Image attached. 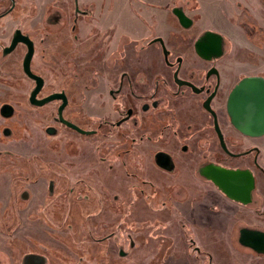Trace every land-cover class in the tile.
I'll list each match as a JSON object with an SVG mask.
<instances>
[{"label":"flooded vegetation","instance_id":"1","mask_svg":"<svg viewBox=\"0 0 264 264\" xmlns=\"http://www.w3.org/2000/svg\"><path fill=\"white\" fill-rule=\"evenodd\" d=\"M16 1L0 0V18L16 9ZM26 3L32 14L38 12V4L33 3V0H27ZM47 3L42 19L46 17L47 23L57 25L58 28L44 24L40 30L42 37L39 39L35 38L34 33L20 29L29 35L34 44L30 67L37 50V42L44 46L43 51L48 52V56L52 54V50L48 48L56 44H49L46 38L48 35L55 41L59 38L60 46L56 50L67 52L66 63L75 58L74 63L78 61L89 69L92 91L88 95L90 104L94 106L86 109L81 104L86 93L68 94L64 90L41 92L44 83L41 90L36 93L37 98H42L63 91L66 104L62 109V117L80 129L88 131L83 133L59 121L57 110L62 100L53 99L41 105L56 102L50 115L51 123L45 125L43 129L45 136L60 137L63 140V151L67 142L66 136L70 132L75 133L78 138L86 136L91 139L89 142L94 157H84L80 162V158L75 160L76 156L73 157V161H68L67 157L61 155L62 162L59 163V168L68 167L79 174L76 180L78 186L76 195L89 196L101 192L106 207L115 204L111 197L118 199L117 195H121L122 190L126 194L138 197L160 196L161 205L153 210L171 211L172 219H163L159 214L157 216V213L152 215L150 211L146 213L149 215L145 218L140 214L130 217L128 210L125 219L115 221V224L101 219L92 220L89 235L77 240L78 248H74L65 242L66 236L54 235L52 230L57 225L53 226L38 217L40 220L38 224L41 226H37L34 233L28 230L27 250L21 253V264H145L143 249L149 239L145 241V237H137L138 233L142 235L146 232L145 224L147 227H153V230L159 229L163 234L162 228L184 227L176 216L179 214L184 218L195 217L196 227L201 228L207 223L203 215H200V211L208 206L205 203L207 197L215 208L217 206L213 204L214 201L224 204L225 199L240 206H250L254 210L264 207V192H259V181L264 180V134L259 136L243 134L231 123L226 110L227 96L240 78L247 75L264 77V0H224L220 6L218 5L221 15H227L228 25L234 26L232 35L215 29L213 24H206L204 19L206 12L203 16L200 0H127L128 7L126 5V12L123 11L122 14L133 13L144 22L147 33L133 27L131 30L133 32L125 28L116 35L113 34V28L106 27L105 35L101 36V47L104 49L102 52L94 50L86 52L80 48L88 32H90L88 35L98 32L95 27L98 23L94 16L95 6L91 0H49ZM174 8L182 9L192 19L189 27L184 28L179 24L173 13ZM230 14L233 17H230ZM14 29L7 43L0 44V60L8 57L11 69L18 60L21 64L26 50L24 44L18 43L12 51L2 55V48L9 44ZM209 31L218 37L205 36ZM53 34H56L55 38L52 37ZM18 46L20 47L17 50ZM18 51L23 52L19 58L16 57ZM47 56L43 61L49 58ZM31 70L42 76L35 69ZM81 77L80 74L78 79ZM28 78L32 80L34 86V80ZM42 78L44 79V76ZM99 78L105 81V89L102 92H96ZM0 95H28V103L32 107L37 106L29 101L31 91ZM68 95L74 96H70L69 99ZM96 95L100 101H97ZM102 95H107V99L103 101ZM3 99L5 100L0 102V108L7 107L2 108V113L0 111V117L4 120L0 122L2 124L0 133L9 138L12 131L4 122L15 116L16 109L12 103L15 100L11 97L6 100L5 96ZM49 127L53 129V133H48ZM104 148H106L104 154L97 156L103 153L98 150ZM156 152L163 153L160 157L157 156L159 163L154 159ZM107 154L110 156H106ZM97 158L104 160L106 164L103 167L99 166L101 171H97L96 168ZM208 166L250 170L254 177L250 202L242 204L227 197L204 175L203 171ZM107 171L116 174L113 178L122 179L120 185L112 188L111 184H108L105 178ZM98 177L106 182L105 188L96 187L98 182L103 184ZM52 180L47 179L46 194L53 189ZM25 182L21 184L17 182L15 185L20 187V196L28 199L27 188L31 181ZM208 185L213 187L210 189ZM73 190L74 188H69L67 191L72 193ZM113 191L117 194H113ZM44 198L50 202L47 196ZM167 199L169 205L166 207ZM131 205L132 203L129 207ZM38 206L26 205L20 209L26 211L24 218L27 216V224L36 222V219L29 218L33 212L45 211L44 204ZM94 209L100 211L99 205ZM93 214L98 216L96 212ZM6 222L7 227L0 224V231L13 233L17 225L10 227V219ZM129 222L136 224L133 225L135 231L136 228L138 230L136 235L125 230ZM82 223L83 226H87L85 221ZM113 225L121 228L117 235L112 230ZM245 226L261 229L242 225L238 231ZM58 227L66 228L71 225L62 223ZM201 233L198 232L195 236L199 239ZM7 236L3 241L0 237V254L7 256V260L0 258V264H11L9 260L15 259L16 253L13 238L23 239L15 237L16 235ZM155 236L153 238H158ZM164 238L166 241L169 239ZM82 243L88 245L83 246ZM185 243L187 247L193 249L200 264H203V259L213 258L206 248L197 244L196 240L190 241L187 236ZM4 246L7 248L10 246L11 252L6 253ZM160 248L161 243H158V246L149 253V258L156 260L163 256L164 259H170L177 254L175 251L160 252ZM254 254L264 256L255 252Z\"/></svg>","mask_w":264,"mask_h":264},{"label":"rangeland","instance_id":"2","mask_svg":"<svg viewBox=\"0 0 264 264\" xmlns=\"http://www.w3.org/2000/svg\"><path fill=\"white\" fill-rule=\"evenodd\" d=\"M48 1L49 0H33V3L38 4V12L32 14L28 9L29 7H27V0H17L16 9L0 18V44L3 45L7 43L15 27L20 28L24 32L29 31L34 33L36 39L42 37L40 30L44 27V24L50 25L52 28H58L57 25L47 23L46 17L42 19L43 16H45L44 14ZM91 1L95 6L94 16L98 21L95 27H97L98 32L94 31L97 33H92L91 35H88L90 32L87 33L80 47L83 51L87 52L90 50V52H92L94 50L95 52H102L104 50L101 47V36L104 34L106 27L113 28V34L116 33V35L125 28L129 30L131 27H137L136 21L131 20L130 15H126V13L122 14L123 11L126 12L127 0ZM209 6L211 7V4H209ZM222 15L219 13L214 14L209 9H206L204 19L206 24L210 25L214 22L220 31H222L221 28L224 27L223 30L226 32L229 29V19L227 15ZM230 15V17H233L232 14ZM137 19L140 21L139 18ZM144 32L147 33L146 28ZM54 33H56V31H54ZM55 36L56 34L52 35L54 38ZM46 40L49 44H56L54 47L52 45L48 48L52 50V54H48L47 56L48 52L43 51L44 46L36 41L37 50L31 66L33 70L35 69L44 76L45 82L41 92L64 90L68 94H74L75 92L86 93V95H84L85 99L83 98V103L81 104H83L86 109L89 107L94 108V106L90 104V95H88V93L90 94L92 91L89 82V69L78 61L74 63L76 60L75 58L71 61L73 64H70L71 62L66 63L67 52L56 50L60 46L58 41L59 38H56L55 41L48 35ZM19 47L20 46L17 47V50ZM21 53L23 54L22 51H18L17 55L15 53L16 57L19 58ZM45 56L49 57L46 58L47 62L43 61ZM9 61L10 59H8V57L0 60V94L8 92H16L19 94L30 91L33 82L23 73L20 61L18 60L16 65H13L14 67L12 69L10 68ZM80 74L82 77L78 79ZM98 82L99 87L96 89V92H102L103 89H105V81L99 78ZM3 96L6 97V100H8L9 97L15 100V102L12 103L16 109V114L4 122L6 125L10 126L12 131L9 138L2 136L0 133V216L2 217L0 224L7 227L6 221L10 219V227L17 225V228L10 234L0 231V237L2 241L6 240V237H8L7 235L23 237V239L13 238V242L15 241L13 246H15L16 253L15 259H10L9 263L21 264V253L27 250L28 230L34 233L36 227L41 226L38 224V220L41 218L53 226L54 224L57 225L56 228L53 227L54 230H52L54 231V235L66 236L67 238H64L65 242L73 245L74 248H78L77 240L86 236L92 229L90 227V221L92 220L101 219L112 221L113 224H115V221H123L125 219L128 210L130 217H134L135 214H140L145 218V216L149 215L146 213L150 211L152 215L157 213L156 215L158 216L159 214L163 219H172V217H170L171 211L168 212L161 209L155 212L153 210V208L160 207L159 204L162 198L160 196L147 195L138 197L137 195L126 194V192L122 190L120 192L122 196L120 194L117 195L118 199L111 197L115 204L106 207L103 201L104 195L100 194L101 192L89 196L76 195V190L78 189L76 180L79 174L75 173L74 169L71 170L68 167L59 168V163L61 164L62 162L61 155L67 157L66 160L68 161H73V157L76 156L75 160L80 158V162L83 161L84 157H94V152L89 142L91 139L86 136L78 138L75 133L70 132L66 136L67 142L66 144L64 143L65 150L63 151V140H61L60 137H47L43 132L45 125L51 123L50 115L55 108L56 102L53 101L40 107H32L27 101L28 95H0V102L5 100ZM68 96L70 99V96L73 97L74 95ZM101 97L103 101L107 99V95H102ZM96 98L97 101H100L98 95H96ZM3 121L4 120L0 117V122L2 123ZM1 127L2 124H0V128ZM105 149L106 148L98 150V152L101 151L103 153L97 154V156L103 155ZM106 156L109 157L110 155L107 154ZM112 157H115V155H112ZM96 161L98 163L96 164L97 171H101V167L99 166L103 167L106 166V164L104 160L99 158H97ZM86 166L88 165L86 164ZM106 173L107 175L105 178L108 180V184H111L112 188H114V186L116 187L117 184L120 185L122 180L120 177L113 178L116 174H112L108 171ZM49 178L53 179V189L49 194H46V184ZM101 180L103 184L101 182L96 183L97 188L106 187V182L102 178ZM16 181L20 184L22 182L26 183L25 181H31L29 185L27 184L29 192L28 199L20 196L21 190L18 185H15L17 183ZM259 182V192H264L262 191L264 188V180L261 179ZM208 187L211 189L213 186L208 185ZM69 188H74L72 191L73 194L68 193L67 190ZM147 189L149 188L147 187ZM114 193L113 191V194ZM45 196L50 200L49 203L44 198ZM209 201L210 198L207 197L205 203L208 204V206L200 211V215H203L204 219L207 221L205 226L201 228L196 227L195 217L187 216V218H184V216L179 214L176 216L181 220L184 227L179 228V226H176L171 229L162 228L163 234L160 233L159 229H157V232L153 230V227H147L145 224L144 230L146 229V232L142 235L139 233L137 235V237H145V241L149 239L148 242H146L148 244L145 245V249H143L145 264H200V261L195 258L193 249L187 247V243H185L187 236L190 241L194 242L196 240L199 246L206 248L211 253V257L213 258L209 260L203 259L205 262H203V264H264V257L255 258L257 256L252 250L240 245L237 241L238 228L242 225H250L264 229V207L254 210L250 206H240L229 199H225L224 204L214 201L213 204L217 206L215 208ZM131 203L132 205L129 207ZM38 204H44L45 206L43 207L45 211L33 212L32 216H29V218L36 219V222L27 224V216L24 218L26 211L23 212L20 211V209L26 205L36 207ZM97 205H99L100 211L94 209ZM165 205L166 207L169 205L168 199ZM125 206L128 207L126 208ZM93 212H96L98 216L92 215ZM8 214H10L12 218L11 216H7ZM4 215L7 217L5 218ZM38 217L40 218L37 219ZM83 221L86 222L85 225L87 226H83ZM62 223L70 224L71 227H58V225ZM133 225L136 224L129 222L125 230L133 232V235H136V231L138 230L136 228L135 231ZM27 226H29V228ZM169 227L171 226L169 225ZM120 229L121 228L115 226L112 228V230L115 231V235L121 231ZM198 232H202L201 238L199 239L195 236ZM96 235L97 233L94 236ZM155 235H157L158 238H153ZM164 237H168V241H166ZM82 241H85V239H82ZM171 242L175 244L174 247ZM158 243H161L160 252L170 253L171 251H175L177 254L171 256L170 259H164L163 256H160V259L156 260L150 259L149 253L158 246ZM116 244L118 245L119 243ZM82 245L87 246L88 244L82 243ZM3 248L6 253L11 252L10 246H8V248L4 246ZM6 257L0 254V258L7 260Z\"/></svg>","mask_w":264,"mask_h":264},{"label":"water","instance_id":"3","mask_svg":"<svg viewBox=\"0 0 264 264\" xmlns=\"http://www.w3.org/2000/svg\"><path fill=\"white\" fill-rule=\"evenodd\" d=\"M173 13L182 27L186 28L191 25L192 19L182 9L177 10L174 8ZM207 35L218 37L214 32L210 31L205 36ZM18 43L26 46L21 60L22 71L34 80V86L30 90L31 95H29L30 103L41 106L53 99H61L62 102L57 110L59 121L83 133H88V131L80 129L77 125L62 117V109L66 104V96L63 91L61 93L54 92L42 98L36 97V93L43 86L44 79L41 75L31 70L30 63L34 53V44L28 34L23 33L20 28H15L9 44L2 48V55L12 51ZM4 107L7 106L0 108L1 113ZM226 110L231 123L240 129L243 134L251 136L264 134V77L247 75L240 78L227 96ZM4 114L8 115V113ZM47 131L48 133H53L51 127ZM161 155H163L162 152L154 154V159L157 163H159L157 156L160 157ZM203 172L206 178L213 182L230 199L242 204L250 202L252 189L254 188V177L250 170L208 166ZM237 240L240 245L251 249L255 253L264 254V230L247 226L241 227L238 231Z\"/></svg>","mask_w":264,"mask_h":264},{"label":"crops","instance_id":"4","mask_svg":"<svg viewBox=\"0 0 264 264\" xmlns=\"http://www.w3.org/2000/svg\"><path fill=\"white\" fill-rule=\"evenodd\" d=\"M224 0H200V2H201V11H203V16H204V13L206 12V9H209L212 13H214V14H220L221 15V12H220V9H219V7H218V5L220 6V4L223 2ZM210 2V3H209ZM209 4H211V7L209 6ZM126 5H127V7H128V3H126ZM126 15H130L131 17H130V19L131 20H135L136 22L135 23H137V27H134V28H138L139 29V31H141V32H143L144 31V29H145V27H144V22H142L141 20L140 21H138V19L133 15V13H127ZM213 24L215 25V29H218V30H220L219 28H218V26L213 22ZM132 26V25H131ZM132 28L133 27H131V28H129L130 29V31L132 30ZM224 29V27H222L221 28V30L224 32V33H226L227 35H232V33H233V29H234V26H231L230 24H229V29H228V31H224L223 30ZM261 256L262 255H259V256H257V257H255V258H261ZM264 257V256H263Z\"/></svg>","mask_w":264,"mask_h":264}]
</instances>
